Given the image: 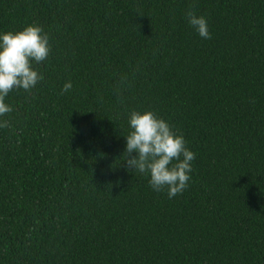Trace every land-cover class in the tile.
I'll return each mask as SVG.
<instances>
[{
  "label": "trees",
  "instance_id": "obj_1",
  "mask_svg": "<svg viewBox=\"0 0 264 264\" xmlns=\"http://www.w3.org/2000/svg\"><path fill=\"white\" fill-rule=\"evenodd\" d=\"M29 24L52 51L0 118V264H264V0H0ZM132 110L196 154L173 199L127 170Z\"/></svg>",
  "mask_w": 264,
  "mask_h": 264
},
{
  "label": "clouds",
  "instance_id": "obj_2",
  "mask_svg": "<svg viewBox=\"0 0 264 264\" xmlns=\"http://www.w3.org/2000/svg\"><path fill=\"white\" fill-rule=\"evenodd\" d=\"M185 21L202 39H211L205 16L189 9ZM51 51L50 37L38 24L18 31L0 30V118L13 111L6 103L13 89L30 92L42 81L43 76L34 65L45 62ZM72 87L70 80L65 82L61 94ZM7 126L8 122L0 119V128ZM128 126L130 131L124 135L127 170L147 175L152 190L166 191L168 199L182 194L189 186L192 162L196 159L183 135L151 110L130 111Z\"/></svg>",
  "mask_w": 264,
  "mask_h": 264
}]
</instances>
